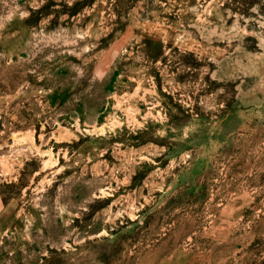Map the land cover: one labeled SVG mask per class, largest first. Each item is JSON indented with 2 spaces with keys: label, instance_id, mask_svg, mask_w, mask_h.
I'll list each match as a JSON object with an SVG mask.
<instances>
[{
  "label": "rangeland",
  "instance_id": "374dc122",
  "mask_svg": "<svg viewBox=\"0 0 264 264\" xmlns=\"http://www.w3.org/2000/svg\"><path fill=\"white\" fill-rule=\"evenodd\" d=\"M230 46L264 53V0H0V264H264Z\"/></svg>",
  "mask_w": 264,
  "mask_h": 264
},
{
  "label": "crops",
  "instance_id": "0c3cea01",
  "mask_svg": "<svg viewBox=\"0 0 264 264\" xmlns=\"http://www.w3.org/2000/svg\"><path fill=\"white\" fill-rule=\"evenodd\" d=\"M235 52L234 46H230L229 49L227 48L224 51L222 59L225 63L221 67L214 63L212 56H209L211 64H214L210 70V77L216 84L219 82L229 86L231 91H233L234 85L237 89L236 84L239 81L242 84L246 83L248 90L253 89L261 82V66L264 63V53L247 51L239 56L235 55ZM260 92L259 94H261Z\"/></svg>",
  "mask_w": 264,
  "mask_h": 264
},
{
  "label": "bare ground",
  "instance_id": "6f19581e",
  "mask_svg": "<svg viewBox=\"0 0 264 264\" xmlns=\"http://www.w3.org/2000/svg\"><path fill=\"white\" fill-rule=\"evenodd\" d=\"M259 91H261V94H259ZM244 94L246 95V97L251 102H254L255 100H257L259 98H264V63L261 66V82L258 83L257 86L254 87L253 89L246 91Z\"/></svg>",
  "mask_w": 264,
  "mask_h": 264
}]
</instances>
